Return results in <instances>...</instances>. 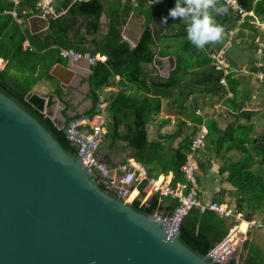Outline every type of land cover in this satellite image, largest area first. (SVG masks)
I'll return each mask as SVG.
<instances>
[{"label": "trees", "instance_id": "16d2710c", "mask_svg": "<svg viewBox=\"0 0 264 264\" xmlns=\"http://www.w3.org/2000/svg\"><path fill=\"white\" fill-rule=\"evenodd\" d=\"M37 0H20L17 13L23 21L36 14ZM61 6H52L56 14L66 8V15L91 18L86 32L93 40L88 47L64 41L66 22L49 19L43 36L36 41L29 38L31 48L22 49L27 38L26 30L17 25L6 12L13 6L8 0H0V58L6 61L0 70V92L12 99L21 109L33 117L57 141L64 152L76 155V147L67 139L64 129H58L44 112V99L31 94L34 82L24 76L16 77L13 70L32 74L39 61V73L45 75L48 69L60 61L59 51L71 49L89 57H104L95 60L91 67L90 83L93 106L99 92L115 86L116 93L104 97V135L93 153L94 158L115 169L132 159L142 167L148 177L157 178L171 173L170 186L184 182L180 167L184 162L190 140L197 124L204 123L207 135L200 152L203 157L213 153L221 159L218 175L229 189H221L212 202L225 204L243 216L256 217L264 225V137L253 134L250 123L253 110L244 109L238 103V82L233 73L225 76V87L219 84L222 73L215 71L208 57L215 46L222 45L229 31H234L232 43L246 38L248 47L254 48L258 35V24L264 23V0H236L239 8L250 13L238 24L239 16L218 0V6L227 8L223 15H215L218 24L224 27L220 41L198 49L187 39L188 24L182 18L173 19L169 10L176 0H62ZM108 19L107 31L98 36L99 18ZM143 18L144 32L135 46L123 39L122 31L131 16ZM167 18V24L162 19ZM43 51L42 55L36 52ZM168 58L170 70L165 78L146 71L145 67L160 65L158 59ZM28 75V74H27ZM118 77L115 82L114 78ZM229 92L231 97H226ZM221 104L218 114L213 106ZM199 110L201 115H195ZM166 114V118L162 117ZM76 119L67 118L65 125ZM173 121L172 129L157 133L149 139L148 127L160 128ZM178 140L176 145L173 143ZM122 157L116 156V154ZM233 154V156L231 155ZM208 161H197V168L203 173ZM93 180L98 181L93 172ZM198 181V179H197ZM100 189L106 191L102 185ZM135 187L129 188L132 191ZM139 196L130 204L141 214L170 217L178 206L172 197H159L151 193L140 203L147 188L145 182L136 187ZM110 195L115 193L107 191ZM243 223V222H242ZM241 229L243 230V224ZM237 222L219 217L213 212L199 213L192 209L179 224V241L194 253L205 256L226 236ZM245 252L243 264H264L259 250L245 239L241 244Z\"/></svg>", "mask_w": 264, "mask_h": 264}, {"label": "water", "instance_id": "95a60500", "mask_svg": "<svg viewBox=\"0 0 264 264\" xmlns=\"http://www.w3.org/2000/svg\"><path fill=\"white\" fill-rule=\"evenodd\" d=\"M126 27L135 46L143 19ZM130 204L0 92V264H215Z\"/></svg>", "mask_w": 264, "mask_h": 264}, {"label": "crops", "instance_id": "0c3cea01", "mask_svg": "<svg viewBox=\"0 0 264 264\" xmlns=\"http://www.w3.org/2000/svg\"><path fill=\"white\" fill-rule=\"evenodd\" d=\"M68 1H70V4L74 2V0ZM62 2V0H51V8L53 5L61 6ZM58 18L66 22L67 27L65 29L64 41L67 40L75 43L80 40L81 45L88 47L93 40V37L88 36L86 32L87 24L91 21V18L82 16L71 17L66 15V8H61L58 13L55 14L53 12V15L48 17V20H56ZM129 18L139 19L141 17L131 15ZM47 22L40 18L37 13L24 19L21 25L24 30H26L27 38L23 40L22 44H26L31 48L29 38L34 37V39L38 41L39 36H43L47 29ZM107 24L108 19L102 14L99 18L98 36L106 33ZM125 25L122 33L127 35L128 40H133L131 31L127 27L125 28ZM248 43L249 42H246V38L237 39L227 48L226 58L232 70H246V72H232L234 78L238 82V92L240 94L238 97V103L244 109L253 110L255 112V115L250 121L253 134L259 137H264V78L258 79L257 77L258 74L264 75V23L258 24V35L254 39V48L248 47ZM219 46H215L214 48ZM22 49L25 48L22 47ZM43 53V51L36 52L39 56ZM94 59L103 61L104 57L95 56ZM0 60L5 66L6 61L1 58ZM158 60L160 61L159 66L152 64L146 66L145 69L148 72H152L153 75L157 74L158 76L165 78L170 70L168 58H161ZM40 65L41 63H39V61L36 62V68L32 74L16 70H13L12 74L16 77L24 76L28 78L30 82H34L31 94L42 97L45 105L49 102V106L48 108L45 106L44 112L49 114L50 120L58 129L65 128L73 121L77 122L84 120L95 112L97 103L93 106L90 97L93 92L90 83L91 67L93 63L89 64L84 59L77 62H71L67 59L60 58V61L55 62L45 75L39 73ZM117 80L118 77H115L114 81L116 82ZM109 92L116 93L117 88L115 86L104 88L99 92V96L104 99ZM73 117H76V119L65 125V120ZM162 117L165 119L167 116L166 114H163ZM172 125V120L169 125L161 128L158 124L150 125L148 127L149 139H155L157 133L171 130ZM177 142L178 140H176L173 145H176ZM231 155L233 156V154ZM116 156L122 157V155L118 153ZM200 160H207L208 167L204 173L200 169H197L198 194L203 202H212L221 189H229L226 184L221 182L217 173L222 161L213 153H209L206 157L201 155ZM133 163L135 162L133 161ZM160 177H165L167 180H170L171 173L166 176L160 175ZM132 191H136L134 198L139 196L136 188ZM132 191L129 192L131 193L130 199L134 196V192ZM148 196V193H146L140 200L147 199ZM248 217L249 216H244L243 223L245 226H243V230H240V227L242 226L241 223L237 227L239 233H245L238 234V238L241 239L246 235L249 243L257 248L264 257V228L248 226V221L258 223L256 217ZM228 262H230V258Z\"/></svg>", "mask_w": 264, "mask_h": 264}, {"label": "built area", "instance_id": "2783aa9c", "mask_svg": "<svg viewBox=\"0 0 264 264\" xmlns=\"http://www.w3.org/2000/svg\"><path fill=\"white\" fill-rule=\"evenodd\" d=\"M12 3V8L6 13L10 15L12 20L21 25L22 20L17 13V6L20 0H8ZM226 7L231 11L236 12L239 16L238 24L242 23L245 16H250V13L243 12L237 5L236 0H221ZM34 10L45 22L48 17L53 15L51 8V0H37L34 5ZM234 31H229L225 42L217 48L209 52L208 57L211 61L215 71L222 73L219 84L225 87V76L232 72H246L243 69L232 70L227 58L226 50L232 44ZM23 48H29L28 45L22 44ZM61 58L67 59L71 62H77L81 59L86 60L89 64L94 62V57H89L87 54H79L71 49H61L59 51ZM4 67V63L0 60V70ZM258 79H263L264 75L258 74ZM226 97H231L229 92ZM105 106L106 102L98 96L95 112L88 118L80 121H73L65 127L64 132L67 139L76 147V155L80 158L81 164L95 172L98 181L106 191L115 193L116 197L126 199L130 192L131 186L137 187L142 182H145L148 195L151 193L158 194L159 197H172L177 200L178 206L174 209L170 217L159 216L157 221L161 223L166 233L175 235L178 233L179 224L181 220L192 210L197 209L199 213L213 212L219 217L225 219H232L237 222L231 229H229L226 236L216 244L209 252L208 256L215 264H224L231 257L234 252L237 242L239 240V233L237 227L244 221V216L225 204L215 202H203L198 194L197 161L200 158V152L204 146L207 135V128L204 123L205 118L201 123L196 125L194 135L192 136L188 151L185 155L183 164L180 167V173L184 182L176 184L174 187L170 186V180L165 177L158 176L157 178L148 177L146 171L138 164L133 163L132 159H128L126 164L120 165L115 169H109L105 164L98 162L93 153L104 135L105 125ZM221 105L213 106L214 114H218ZM195 115H201L200 111H195ZM146 199L140 200L144 203ZM158 216V215H157ZM248 226L264 228V225L252 221L247 222ZM246 238V235H244Z\"/></svg>", "mask_w": 264, "mask_h": 264}, {"label": "clouds", "instance_id": "9594fccd", "mask_svg": "<svg viewBox=\"0 0 264 264\" xmlns=\"http://www.w3.org/2000/svg\"><path fill=\"white\" fill-rule=\"evenodd\" d=\"M160 0H155L159 3ZM227 8L218 6V0H176L174 8L169 10L173 19L182 18L187 22V39L198 49L221 40L224 27L215 20V15H223ZM167 24V18L162 19Z\"/></svg>", "mask_w": 264, "mask_h": 264}, {"label": "rangeland", "instance_id": "374dc122", "mask_svg": "<svg viewBox=\"0 0 264 264\" xmlns=\"http://www.w3.org/2000/svg\"><path fill=\"white\" fill-rule=\"evenodd\" d=\"M246 71V70H245ZM200 156H201V154H200ZM196 178L198 179V175L196 174ZM98 183V185L100 186L101 184L99 183V182H97ZM130 199V198H129ZM128 199V197L126 198V199H124L126 202H128V203H131L132 202V200L130 199L129 200ZM244 218V217H243ZM256 223V222H255ZM244 226H245V224L244 223H242ZM245 239H247V237L246 238H241V239H239L238 240V242H237V245H236V248H235V250H234V252L231 254V257H230V262H228L229 261V259H228V261H226L224 264H242V260H243V258H244V255H245V252H244V250L242 249V247H241V244H242V242L245 240Z\"/></svg>", "mask_w": 264, "mask_h": 264}, {"label": "bare ground", "instance_id": "6f19581e", "mask_svg": "<svg viewBox=\"0 0 264 264\" xmlns=\"http://www.w3.org/2000/svg\"><path fill=\"white\" fill-rule=\"evenodd\" d=\"M131 197V193L128 194V199Z\"/></svg>", "mask_w": 264, "mask_h": 264}]
</instances>
